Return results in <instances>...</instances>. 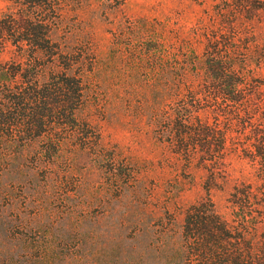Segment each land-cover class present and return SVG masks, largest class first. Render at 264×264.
<instances>
[{"label": "rangeland", "instance_id": "1", "mask_svg": "<svg viewBox=\"0 0 264 264\" xmlns=\"http://www.w3.org/2000/svg\"><path fill=\"white\" fill-rule=\"evenodd\" d=\"M36 69L81 78L76 121ZM0 121V264H249L203 212L264 244V0H0Z\"/></svg>", "mask_w": 264, "mask_h": 264}, {"label": "trees", "instance_id": "2", "mask_svg": "<svg viewBox=\"0 0 264 264\" xmlns=\"http://www.w3.org/2000/svg\"><path fill=\"white\" fill-rule=\"evenodd\" d=\"M46 49L48 50L49 54L52 53L51 54L52 56L53 54H55V52H57L58 47L52 45V48H51L50 46L47 45ZM30 64H31V61H30ZM220 64H222V62L217 61L218 67H221ZM210 66L212 67L213 65L209 64V67ZM222 69L224 68L222 67ZM41 75L42 74H40L36 69L35 73L33 74V77L35 78V82L32 84V90L34 91V93H37L36 89L40 86L45 87V91H46V96H47V99L45 102L46 114L43 115L44 120L41 123H43V125L46 124L47 128L49 127L54 128L55 126L59 127L60 125H64L69 122L76 121L77 117H76L75 111L77 110L78 107H82L86 105L88 103V99H90L89 94L84 93V88L82 86L81 78L80 79L75 78V77L71 78L70 76H67L64 73L63 75L59 76L57 80H46L45 82H43L42 85H39L37 82H38V77H40ZM221 75L224 76V78L230 79L232 83L240 80L239 75H236V73H232V72L226 73L225 70L221 73ZM43 78L45 77L43 76ZM174 91L175 93L173 92V95L180 94L179 88L177 89L175 88ZM223 95L230 100H238L241 97V95L236 93L234 90H228L224 92ZM173 115L174 117L171 123L173 122L174 124L176 123L177 125L184 124L186 121H188L192 117V110L190 108V105L188 103H184L176 107L173 110ZM157 121L164 122L163 119L157 120ZM3 122L4 121H0L1 129L3 126ZM169 128L170 127L168 124L165 132H168L170 135L174 136L173 130H175V128L174 127H171L172 129L171 128L169 129ZM9 132H12V129H10ZM220 142H222L221 144H223L224 142L223 137H221ZM192 214L189 213V215H192ZM196 217L198 219L197 221L192 222V220L194 219L190 218V220L187 222L188 224L187 228L190 227L191 225L192 226L195 225V228L193 227L188 228L191 230L190 234L192 236L196 235L197 238H199V234H201L197 230L196 226H198L199 228H202L203 232L207 230L206 233H210L211 231L208 228H209V225L213 223L214 230L220 233L219 236L225 237L226 239L227 238H237L238 239V241L236 239L237 245H240V243L243 241L247 242L248 250L245 253V257L250 258L249 264H251L253 261L251 259L252 257L257 258L256 256H254V254H257L255 253L256 250L259 252V254L262 257H264V244L256 248L255 245H253L254 243H251V241L246 240L242 234L240 233L232 234L227 226V223L221 220L219 217H217V215H215L214 213H204L203 212L200 215L196 213ZM238 250L239 251H237L236 253L237 258L235 257L234 259L240 262V259L243 256V254L241 253L240 249ZM238 262L233 261L232 264H238ZM256 264H262L260 259H258V262Z\"/></svg>", "mask_w": 264, "mask_h": 264}]
</instances>
